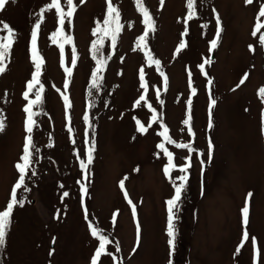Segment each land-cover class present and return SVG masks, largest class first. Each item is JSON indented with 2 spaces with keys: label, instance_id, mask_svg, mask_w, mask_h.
<instances>
[{
  "label": "rangeland",
  "instance_id": "374dc122",
  "mask_svg": "<svg viewBox=\"0 0 264 264\" xmlns=\"http://www.w3.org/2000/svg\"><path fill=\"white\" fill-rule=\"evenodd\" d=\"M50 2L9 0L0 10V36L7 35L2 30L5 23L15 33L5 70L0 73V120L4 122L0 131V210L6 208L18 179L15 164L29 135L23 110L28 100L23 93L35 70L31 31L41 9ZM111 2L119 10L122 28L114 49L107 37L100 47L98 55L107 63L98 89L91 87L96 67L92 42L100 38L93 30L98 23L103 27L106 0H73L71 24L65 19L63 26L64 34L73 38L71 44L64 45V67L72 68L68 77L61 66L60 48L50 39L59 26L58 18L54 9L43 13L37 49L44 63L36 85H42L43 92L41 103L32 109L36 113L30 134L33 163L25 179L29 191L21 188L17 192V198L25 203L13 209L1 247L2 263L91 264L98 247V239L88 227L91 223L110 241L98 264H168L165 202L174 189L163 173L167 158L157 148L164 142L158 135L163 124L173 140L191 143L195 150L174 222L173 264H253L252 237L258 241L256 264H264V103L257 95L264 87V47L258 42L259 33L257 37L251 34L264 0L251 4L245 0H195L196 18L188 20L184 35L187 0H164L163 4L142 0L155 27L146 37L145 50L136 48L144 24L134 0ZM61 6L67 11L66 0H61ZM213 9L219 14L222 32L217 46L209 51L216 34ZM182 42L185 47L176 53ZM73 47L75 66L71 63ZM145 51L160 61L159 70L148 63ZM208 59L211 62L201 73L199 65ZM141 68L146 89L140 87ZM160 72L167 78L166 87ZM245 73L247 79L240 84ZM36 88L29 100L35 99ZM62 95L69 97L67 113ZM141 95L145 100L137 104ZM210 99L216 101L211 110ZM85 112L90 126L83 120ZM189 113L192 137L182 123ZM153 117L155 122L149 127ZM136 120L147 128L145 133L136 130ZM86 132L87 139L95 143L87 180L80 168V159L86 160ZM165 147L178 166L189 156L186 149L173 144L165 143ZM177 175L174 172L173 178ZM122 179L136 207L135 220L119 187ZM82 183L87 188L83 203ZM248 193H252L250 198ZM246 199L249 240L236 255Z\"/></svg>",
  "mask_w": 264,
  "mask_h": 264
},
{
  "label": "snow or ice",
  "instance_id": "6c2138e0",
  "mask_svg": "<svg viewBox=\"0 0 264 264\" xmlns=\"http://www.w3.org/2000/svg\"><path fill=\"white\" fill-rule=\"evenodd\" d=\"M9 2V0H0V10H3L6 6V4ZM82 2V0H81ZM134 2L137 5V10L141 13L142 16V23L144 24V33L143 35L139 36L137 38L136 48L140 50H145L147 45L145 43L146 37L148 34L155 30L154 27V21L148 12L147 8L143 6L142 0H134ZM161 4L164 3V0H160ZM253 0H245V4H251ZM106 3L108 5L107 12L103 21V27L98 23L97 28L93 30V35L96 36L97 33H100V38L97 40H94L92 42V49H93V59L95 60L96 67L92 72V84L91 87L97 88L99 87V82L102 79L101 73L104 71L105 65L107 63V60L103 56H99L98 53L100 51V47L103 44L104 38H110L111 39V45L114 49L117 42V37L121 31V24L119 23V10L113 6L111 0H106ZM67 4V11L64 10V8L61 6V0H51L49 4L46 5L45 8L41 9V13L39 14V18L37 22L34 24L32 31H31V47H30V55L31 60L34 65V72L32 73L31 80L27 82L26 88L27 90L23 93V97L25 100H28V104L23 109L24 112L27 114V118L25 120V131L29 134L25 137L24 144H23V153L19 158V161L15 164V168L17 172L19 173L18 179L14 186L11 189L10 199L6 205V208L4 210H0V247H3L5 244V237L7 230L10 225V218L13 212V209L15 206H23L25 201L23 199L17 198V192L19 189L23 188L25 192L29 191L27 186L25 185V179L28 174V171L31 169L32 163H33V142H32V136L30 135L33 131V127L35 125L34 116L36 113L33 112V107L36 105H39L41 103L42 99V92H43V86L40 85L39 88H36V85L40 84L39 77L41 75V68L44 63L43 58L39 54V51L37 49V37H38V31L41 27V24L43 23V13L46 11L53 10L55 11V15L58 18V27L56 28V31L51 34L50 39L53 43L57 44L60 48L61 52V66L64 68V72L66 74V77L71 76L72 68L70 67H64V45L65 44H71L72 43V36L65 35L63 31V26L65 19L68 20L69 25L71 24V17L73 16L75 12V5L73 3V0H66ZM187 8H188V15L184 20L185 23V33L187 32V22L190 19L196 18V11H195V0H187ZM213 13L215 15L216 19V34L214 38L210 41V48L209 51L214 49L219 41L220 33L222 32V26L219 14L216 13L215 9H213ZM264 17V4H261L259 7V11L256 14V22L252 29V36L257 37L258 36V42L261 47H264V32L261 31V29H264V21L261 20V18ZM202 27H206V25H202ZM3 31L7 33V35L0 36V73H2L5 70V63L4 61L7 59L8 55L10 54L12 45L14 43V37L15 33L14 31L5 23L3 24ZM185 47V44L182 42L176 49V53H179L181 49ZM135 50V49H134ZM249 50L253 51L252 45H249ZM145 57L147 58V61L150 65L154 64L156 65L157 70L160 68V61L155 60L152 58L151 54L147 51H145ZM110 59V56L108 57ZM77 61V56L75 52V48L73 47L72 50V58L71 63L73 66H75ZM210 59L205 60L204 63L199 65V69L201 73L204 72V65L207 63H210ZM160 75L164 77V73L160 72ZM247 73L244 74V77L240 80V84H243L245 80L247 79ZM140 87L142 89H146V85L144 82V70L141 68L140 70ZM211 83V81H209ZM164 84L165 87L167 86V78L164 77ZM189 86L191 88V81L189 82ZM64 87L67 89L68 87V79H65ZM239 87V84L237 85ZM35 90V99L29 100L30 93L33 92V89ZM192 94H195V90H192ZM257 95L261 101V103H264V87H261L257 91ZM64 106H65V112L67 113L70 103H69V97L67 95H62ZM145 100V97L141 95L139 97V100L136 101L137 104L140 103V101ZM216 101L214 99H210L209 103V109L215 105ZM188 104H191V98L189 97ZM209 115L211 117V112H209ZM262 117V123H264V112L261 113ZM83 120L85 122L86 126L89 125V115L87 112H85L83 116ZM155 122V117H153V120L150 121L149 127L151 126V123ZM187 127V133L189 137L194 136L192 127H191V116L190 113L188 116L183 120L182 122ZM137 128L136 130L140 133H145L147 131V128L139 121L136 120ZM163 131L159 132L158 135H160L163 138L162 143L157 145V148L163 151L164 156L167 158V163L163 167V173L165 177L169 179V182L172 183L174 193L170 199H168L166 203L167 208V227H166V235L168 237L167 244L169 246V260L168 264H173L172 262V255L174 254L175 250V239H176V229H175V220L178 219L176 213L179 211L180 208V202L182 199V194L187 186V181L189 179L188 176V169L191 167V154L195 151L191 145V143H177L175 140H173L168 135V128L161 124L160 125ZM211 119L209 120V128L211 127ZM4 128V122L0 120V131H2ZM69 131L71 132V129L69 128ZM86 139H85V159H80V168L82 173H84V179L87 180V173H88V166L92 164L93 161V151L95 150V143L94 139L89 141L87 139V132L85 133ZM165 143L167 144H173L177 148L186 149L189 153V156L184 158V163L182 165H177L174 162V155L172 152L168 151V149L165 147ZM51 146V145H49ZM38 152L39 150L36 149ZM208 158L211 160L212 158V144L209 141L208 146ZM79 159V156H78ZM203 163V162H202ZM138 170V169H137ZM178 172L179 175L175 176L173 178V173ZM35 171H32V175H35ZM124 179H127L125 177ZM124 179H122L119 182L120 189L124 192V197L128 201L129 205L132 206V216L135 220L136 218V207L133 205L132 201L128 197V193L125 190V183ZM79 183V182H78ZM81 196H82V203H83V196L87 193L86 185L83 183L81 184ZM65 196L68 195V193H64ZM252 196V193H248V198ZM115 216L116 214H113V221L115 222ZM241 217H242V238L237 245L235 254L239 255L241 252V249L244 247L245 243L249 240V233L247 231V225L249 222V205L248 200H245L244 206L241 208ZM85 219H87V211L85 210ZM91 235L94 238L98 239V247L95 250L94 255L91 257V264H98L99 258L105 254L106 252V245L110 243L107 236L101 235L99 230L94 227L91 223L88 225ZM136 233H137V245L139 244L140 240V226L137 223L136 225ZM252 240V248H253V264H256L257 257L259 255V250L257 248L258 241L255 237L251 238ZM54 243V241H53ZM117 251H119V245L117 244ZM135 251V249H133ZM51 254V253H50Z\"/></svg>",
  "mask_w": 264,
  "mask_h": 264
},
{
  "label": "trees",
  "instance_id": "16d2710c",
  "mask_svg": "<svg viewBox=\"0 0 264 264\" xmlns=\"http://www.w3.org/2000/svg\"><path fill=\"white\" fill-rule=\"evenodd\" d=\"M0 264H3L2 263V257H1V247H0Z\"/></svg>",
  "mask_w": 264,
  "mask_h": 264
}]
</instances>
